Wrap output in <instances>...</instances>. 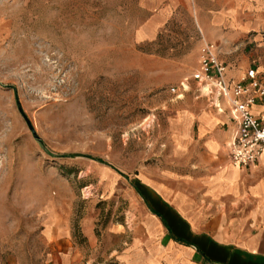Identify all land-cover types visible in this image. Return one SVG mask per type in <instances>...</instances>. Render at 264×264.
<instances>
[{
  "label": "rangeland",
  "instance_id": "374dc122",
  "mask_svg": "<svg viewBox=\"0 0 264 264\" xmlns=\"http://www.w3.org/2000/svg\"><path fill=\"white\" fill-rule=\"evenodd\" d=\"M202 44L192 0H0V264H121L137 179L179 189L177 121L222 113L189 80Z\"/></svg>",
  "mask_w": 264,
  "mask_h": 264
},
{
  "label": "crops",
  "instance_id": "0c3cea01",
  "mask_svg": "<svg viewBox=\"0 0 264 264\" xmlns=\"http://www.w3.org/2000/svg\"><path fill=\"white\" fill-rule=\"evenodd\" d=\"M192 9L230 76L253 66L264 77V0H192ZM249 45L253 52L242 55ZM221 106L222 113L188 109L177 121L195 176L172 191L137 179L143 219L121 264H264V153L255 165L231 164L235 122ZM262 110L253 107L256 115Z\"/></svg>",
  "mask_w": 264,
  "mask_h": 264
},
{
  "label": "built area",
  "instance_id": "2783aa9c",
  "mask_svg": "<svg viewBox=\"0 0 264 264\" xmlns=\"http://www.w3.org/2000/svg\"><path fill=\"white\" fill-rule=\"evenodd\" d=\"M218 46L203 40L197 68L189 80L204 92L205 98L212 99L213 107L224 112L227 106L235 129L227 145L228 159L237 167L257 164L264 153V77L253 66H248L237 77L229 75V67L220 60ZM188 79L170 88L177 98L182 97ZM260 105L259 115L253 107Z\"/></svg>",
  "mask_w": 264,
  "mask_h": 264
},
{
  "label": "water",
  "instance_id": "95a60500",
  "mask_svg": "<svg viewBox=\"0 0 264 264\" xmlns=\"http://www.w3.org/2000/svg\"><path fill=\"white\" fill-rule=\"evenodd\" d=\"M21 115H22V117L27 121L25 115H24L22 112H21ZM27 123H28V121H27ZM28 126H29L30 130L32 131L33 135L35 136V133L33 132V129H32V127L30 126L29 123H28Z\"/></svg>",
  "mask_w": 264,
  "mask_h": 264
},
{
  "label": "trees",
  "instance_id": "16d2710c",
  "mask_svg": "<svg viewBox=\"0 0 264 264\" xmlns=\"http://www.w3.org/2000/svg\"><path fill=\"white\" fill-rule=\"evenodd\" d=\"M41 145H42V143H41ZM48 153V152H47ZM49 155H50V153H48ZM51 156V155H50ZM65 157H77V155H67V156H65ZM88 158H90V157H88ZM91 159V158H90ZM95 161H98V162H102V161H100V160H98V159H94Z\"/></svg>",
  "mask_w": 264,
  "mask_h": 264
}]
</instances>
